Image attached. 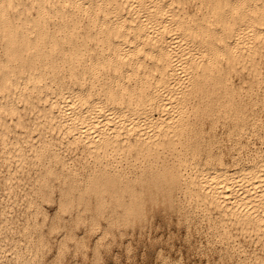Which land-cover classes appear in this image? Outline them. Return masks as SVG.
<instances>
[{
    "label": "bare ground",
    "instance_id": "bare-ground-1",
    "mask_svg": "<svg viewBox=\"0 0 264 264\" xmlns=\"http://www.w3.org/2000/svg\"><path fill=\"white\" fill-rule=\"evenodd\" d=\"M0 167V264L42 243L7 214L27 175L35 220L54 188L80 216L127 198L264 264V0H0Z\"/></svg>",
    "mask_w": 264,
    "mask_h": 264
},
{
    "label": "rangeland",
    "instance_id": "rangeland-1",
    "mask_svg": "<svg viewBox=\"0 0 264 264\" xmlns=\"http://www.w3.org/2000/svg\"><path fill=\"white\" fill-rule=\"evenodd\" d=\"M221 136L219 128L218 138L222 139ZM0 172L5 173L4 167H0ZM29 178L27 175L22 180L16 192L18 203L12 211L7 209V214L12 217L9 216L14 226L12 234L17 240L26 231L35 239L40 234L42 243L39 251L28 253L29 262L15 261L6 253L3 264H224L221 244L214 241L204 225L188 231L174 215H165L160 210H154L139 223L130 224L122 214L127 198L121 201V206L106 205L101 214L86 212L80 216L74 210L61 209L60 190L54 188L50 198L41 201L43 212L35 220L25 205V196L31 189ZM4 201L5 192L0 185V211L7 208ZM34 221L39 228L37 234L33 231ZM26 253L24 250L22 254Z\"/></svg>",
    "mask_w": 264,
    "mask_h": 264
}]
</instances>
